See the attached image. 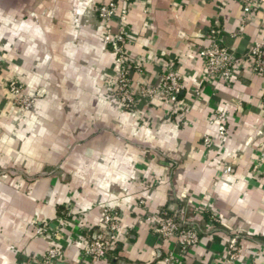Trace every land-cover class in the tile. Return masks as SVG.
Returning a JSON list of instances; mask_svg holds the SVG:
<instances>
[{
    "label": "crops",
    "instance_id": "1",
    "mask_svg": "<svg viewBox=\"0 0 264 264\" xmlns=\"http://www.w3.org/2000/svg\"><path fill=\"white\" fill-rule=\"evenodd\" d=\"M109 1L0 0V264H36L48 241L34 220L59 234L57 264H79L104 205L118 213L120 241L99 264H163L170 251V264H224L232 247L234 264H264V78L206 79L197 54L210 28L236 54L253 41L264 51V3L242 24L238 0H129L132 85L157 83L171 62L183 84L180 120L158 99L126 111L109 96L118 62L104 35L118 19L103 27L95 11ZM12 79L33 98L23 113L7 99ZM213 113L224 135L208 123ZM166 208L199 229L188 253L145 219Z\"/></svg>",
    "mask_w": 264,
    "mask_h": 264
},
{
    "label": "built area",
    "instance_id": "2",
    "mask_svg": "<svg viewBox=\"0 0 264 264\" xmlns=\"http://www.w3.org/2000/svg\"><path fill=\"white\" fill-rule=\"evenodd\" d=\"M241 5L242 17L240 23H245L253 10L259 7L264 0H238ZM129 0H111L108 3H100L95 6V11L101 26L106 27L112 20L118 19V29L114 36L104 35V41L116 55L118 67L115 72L107 78L106 90L110 97L126 111H134L136 103L143 99L152 102L160 100L166 105L168 111L177 115L182 120L186 112V106L180 99L183 89L182 81L176 72L174 65L166 64L162 76L157 83L140 82L133 86L130 80V62L127 56L126 46L128 36V10ZM207 44L201 46L197 54L201 58L204 67L205 78L230 85L238 76L251 73L264 78V51L262 44L253 41L242 54H236L227 46L222 37L214 28H210L207 35ZM3 67V59L0 56V71ZM136 71L141 72V64L134 63ZM7 99L11 105L20 109H29L33 98L24 92V85L18 80L12 79L5 83ZM262 108H264V95L262 97ZM208 123L214 125L218 135L226 133L225 126L218 113H213L208 118ZM211 136L205 135L203 142L211 144ZM264 155V153H262ZM257 165L253 171H257ZM225 174L232 172L230 165L223 168ZM194 212L199 215H207V209L196 207ZM209 221L218 223L221 219L212 211L207 215ZM151 230L161 240L174 239L175 246L181 253L188 251L199 242V229L191 226L186 221H178L166 209L147 215L145 217ZM35 234L47 239L48 247L39 255L36 264H57L63 256L59 234H49L47 223L32 222ZM120 241V224L118 213L111 207L104 205L101 209L99 229L85 238L81 243V257L79 264H99L107 260L112 251ZM232 247L223 259L224 264H234L238 254ZM173 253L168 252L162 259L163 264H170ZM254 264V263H253Z\"/></svg>",
    "mask_w": 264,
    "mask_h": 264
},
{
    "label": "trees",
    "instance_id": "3",
    "mask_svg": "<svg viewBox=\"0 0 264 264\" xmlns=\"http://www.w3.org/2000/svg\"><path fill=\"white\" fill-rule=\"evenodd\" d=\"M166 210H167L170 214H172V215L175 217L176 220H178V219L176 218V214H174V212H173L171 209L166 208Z\"/></svg>",
    "mask_w": 264,
    "mask_h": 264
},
{
    "label": "rangeland",
    "instance_id": "4",
    "mask_svg": "<svg viewBox=\"0 0 264 264\" xmlns=\"http://www.w3.org/2000/svg\"><path fill=\"white\" fill-rule=\"evenodd\" d=\"M17 108H18V107H17ZM18 109H20V108H18ZM29 109H30V108H29ZM29 109H26V110H25V109L22 108V109H20V110H21L22 113H23V111H27V110H29Z\"/></svg>",
    "mask_w": 264,
    "mask_h": 264
}]
</instances>
